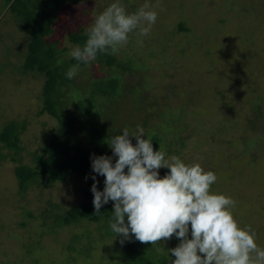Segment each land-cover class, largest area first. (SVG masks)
<instances>
[{
    "label": "rangeland",
    "instance_id": "rangeland-1",
    "mask_svg": "<svg viewBox=\"0 0 264 264\" xmlns=\"http://www.w3.org/2000/svg\"><path fill=\"white\" fill-rule=\"evenodd\" d=\"M149 3L157 12L156 20L146 36L134 33L135 47L142 54H161L165 46L146 41L147 37L163 43L170 31H176V20L185 19L189 32L177 35L187 38L189 45L171 49L179 59V75L187 90L196 92L211 108V113L202 109L206 115L196 116L203 121L200 128L196 126L200 131L198 143L203 147L196 149L193 145L195 151L184 157V162L207 161L206 167L213 169L210 161L214 154L240 145L239 151H232L236 163L232 167L223 166L210 190L231 197L234 201L231 210L238 225H248L254 230L255 242L264 247V120L257 123L256 131L239 127V122L229 127L231 114L226 108L235 99L246 108L253 92L255 96L264 92V0H149ZM87 7L84 3L66 5L63 10L57 26L58 35L62 36L60 47L67 49L63 54L66 58H62L70 57L68 52L73 46L64 36L65 30L80 25L88 27L95 11L99 12V6L92 12ZM29 40L28 33L18 28L15 16L8 11L7 1L0 0V129L13 119L26 123L18 151L0 144V264H117L121 260L117 257L121 243L118 237L113 239L104 221L83 220L49 230L52 213L84 201L86 181L81 176H71L49 188L31 187L22 194L18 191L15 166L29 163L31 153L40 147L39 137L55 127L52 117L39 114L43 76L37 71H22ZM124 45L119 49L129 53ZM84 73L90 75L89 71ZM251 77L262 83L261 89L247 88ZM194 83L202 86L194 91ZM165 92L164 96H170L171 88ZM261 109L264 111V105L254 111ZM172 120L165 122L178 129V122ZM194 121L195 118L190 119L189 125ZM181 132L189 134L187 130ZM162 240L161 247L169 241L177 242L174 235L169 241ZM160 251L167 254L163 248Z\"/></svg>",
    "mask_w": 264,
    "mask_h": 264
},
{
    "label": "trees",
    "instance_id": "trees-1",
    "mask_svg": "<svg viewBox=\"0 0 264 264\" xmlns=\"http://www.w3.org/2000/svg\"><path fill=\"white\" fill-rule=\"evenodd\" d=\"M6 1L8 11L15 16L18 28L30 36L22 71H37L44 79L39 114H48L55 120V127L39 137L40 147L36 152L31 153L29 163L15 166L13 172L18 191L22 194L31 187L49 188L56 182H65L71 176H81L85 179L87 174L89 178L85 179L84 201L63 211L52 213L51 219H53L48 225L49 230L76 225L83 220L104 221L108 226L107 219L111 215L112 202L103 204L99 212H95L90 192L91 176L95 175L90 168V153L111 155V149L106 143L108 136L118 134L123 127H127L132 132L139 124L143 127L144 134L152 140L153 150L161 145L166 154L176 155L183 161H186L184 157L191 155L195 148L203 147L198 143L200 131L196 130V126L200 128V123L203 121L196 116L206 115L202 109H205L207 114L211 113V108L207 101L200 100L196 92L190 88L187 90L188 87L184 85L179 75V59L171 49H176L177 46L186 48L189 45L187 38L177 35V33H188V24L185 19L176 20V31L174 33L170 31L163 43L148 36L146 41H154L159 46L161 44L160 47L165 46V51L157 55L146 52L142 54V51L135 47L134 33H138L133 30L128 34L127 43L124 45L129 53L120 50L119 47L115 52H98L95 59L87 64L81 62L74 76L66 79L65 70L77 61L72 57L65 59L66 56L63 54L67 49L60 47L62 36L58 35L57 26L63 17L65 6L84 3L88 4L87 8H91V12L98 6L101 12L111 0ZM121 2L126 12H133L143 4L141 0H121ZM99 12L96 10L94 15ZM86 29L85 25H80L79 28L65 30L64 36H67L72 45H83L86 40ZM130 41L133 42L132 45L129 44ZM169 57L171 61H168ZM84 71H89L90 75ZM254 77H251L246 84L247 88L261 89L262 83ZM200 86L202 85L194 83L192 88L195 91ZM169 88L171 93L166 97L165 90ZM255 94L253 92L247 99L250 103L246 108L236 99L233 103L226 104L231 114V117L228 116L232 122L229 127L240 123L239 127L256 131L257 123H263V109L259 112H255L254 109L264 105V92L259 93L258 96ZM255 97H258V100ZM197 98L199 100H196ZM193 100H196V103ZM246 102L243 101L244 104ZM168 116H174L172 119L178 122V129L168 126L165 120H169V123L172 120ZM225 117L224 121H226ZM192 118H195V121L189 125ZM25 129L24 122L15 119L7 121L0 129V144L18 151L21 135ZM184 130L189 131V134H183L181 131ZM130 141L135 143V138L130 137ZM235 146L236 148L232 146L231 150L228 147L214 154L210 161L214 166L213 169L206 167L207 161L200 164L201 167L212 170L216 179L219 178L224 165L232 167L236 163L232 151L236 149L239 151L240 145ZM166 171L167 168L158 169L161 176ZM96 181V187L101 189L103 176L97 175ZM51 205L59 208L56 204ZM46 211L49 213L48 209ZM73 239L76 240L77 236ZM167 240L169 241V238ZM176 241L175 243L169 241L167 245L161 247L163 240L153 243L135 239L126 240L119 248L117 257L121 260L117 264H167L168 253L160 249L163 248L167 252L168 248L178 243V238ZM83 254L87 255L85 252ZM169 257L174 258L171 253Z\"/></svg>",
    "mask_w": 264,
    "mask_h": 264
},
{
    "label": "clouds",
    "instance_id": "clouds-1",
    "mask_svg": "<svg viewBox=\"0 0 264 264\" xmlns=\"http://www.w3.org/2000/svg\"><path fill=\"white\" fill-rule=\"evenodd\" d=\"M156 16L149 0L133 12H126L121 0H111L87 27L83 45L69 49L77 63L65 70V78L71 79L80 63L87 64L98 52H115L133 30L146 36ZM106 143L111 155L90 153L95 174L90 192L95 212L112 202L107 225L113 239L153 243L174 235L178 243L167 249V264H264V247L255 242V231L239 226L232 214L234 201L210 190L216 179L212 170L166 154L161 145L153 150L139 124L132 132L121 128ZM162 167L167 171L161 176ZM97 175L103 176L101 189L96 187Z\"/></svg>",
    "mask_w": 264,
    "mask_h": 264
}]
</instances>
